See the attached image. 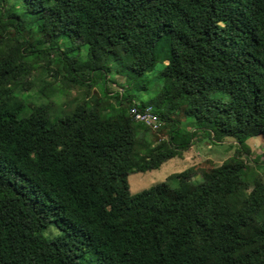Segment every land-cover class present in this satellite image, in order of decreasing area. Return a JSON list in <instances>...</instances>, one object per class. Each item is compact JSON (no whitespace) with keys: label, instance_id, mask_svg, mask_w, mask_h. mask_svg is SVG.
<instances>
[{"label":"trees","instance_id":"obj_1","mask_svg":"<svg viewBox=\"0 0 264 264\" xmlns=\"http://www.w3.org/2000/svg\"><path fill=\"white\" fill-rule=\"evenodd\" d=\"M71 87L72 103L53 99ZM255 137L264 0H0V264H264ZM227 139L238 151L221 164L130 192V174Z\"/></svg>","mask_w":264,"mask_h":264},{"label":"rangeland","instance_id":"obj_2","mask_svg":"<svg viewBox=\"0 0 264 264\" xmlns=\"http://www.w3.org/2000/svg\"><path fill=\"white\" fill-rule=\"evenodd\" d=\"M82 53H85V48L83 47L81 50ZM162 69V64H157L155 68L148 73L147 78L151 80L150 82V88L153 90V82L156 79L158 72ZM44 74V71L41 70L39 73ZM108 88L111 92H123L124 88L120 87L121 83H124V77L119 75H113L111 74L108 78ZM134 82L127 84V87L129 85L132 88L131 92H133L137 99L148 101L149 100V94L144 92L143 90H139V84L136 83V86H133ZM54 87H64L63 81H61V78L55 81L53 83ZM95 90H97V86L94 87ZM32 90V89H31ZM35 90V88L33 89ZM67 90V88H66ZM71 91V97L66 96L65 93H62L61 91H56V96L53 98L56 102L60 103L61 105H65L68 102H71L72 97H76L80 95V90L77 88L71 87L69 89ZM30 95V99L36 98L37 93L28 91ZM84 96V94H82ZM46 98L40 99V101H45ZM72 103V102H71ZM28 112V109L25 111ZM62 114V110H56L53 112V116H60ZM234 143L232 139H227L225 142L221 144H214V143H207L205 141L198 142L193 144L189 149L183 151L181 157H174L167 161H165L158 169L150 170L146 172H136L132 173L128 177V183H129V190L131 193H136L141 190L150 188L156 184L165 182L169 175L177 172H181L185 170L186 168L190 166H208V161L213 162L214 164H221L225 159L232 157L237 154L238 147L232 146L231 144ZM248 144L250 145V148L252 150V157L255 156H261V154L264 152V140L262 137H255L250 138L248 140ZM193 180L201 181V173H198ZM45 236L47 238H55L60 234V230L50 225L44 232Z\"/></svg>","mask_w":264,"mask_h":264},{"label":"built area","instance_id":"obj_3","mask_svg":"<svg viewBox=\"0 0 264 264\" xmlns=\"http://www.w3.org/2000/svg\"><path fill=\"white\" fill-rule=\"evenodd\" d=\"M132 114L134 115L135 119L146 123L151 128L156 129L158 127V118L150 111L149 108L141 110L137 107H133Z\"/></svg>","mask_w":264,"mask_h":264}]
</instances>
